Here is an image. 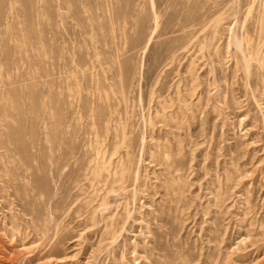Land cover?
<instances>
[{
  "label": "rangeland",
  "instance_id": "1",
  "mask_svg": "<svg viewBox=\"0 0 264 264\" xmlns=\"http://www.w3.org/2000/svg\"><path fill=\"white\" fill-rule=\"evenodd\" d=\"M263 233L264 0H0V264H264Z\"/></svg>",
  "mask_w": 264,
  "mask_h": 264
},
{
  "label": "bare ground",
  "instance_id": "2",
  "mask_svg": "<svg viewBox=\"0 0 264 264\" xmlns=\"http://www.w3.org/2000/svg\"><path fill=\"white\" fill-rule=\"evenodd\" d=\"M236 36V35H235ZM202 48V47H201ZM239 48L240 49H242V44H240V46H239ZM246 51V50H245ZM245 51H243L244 52V58H243V60L245 61L244 63V68H245V72H246V74L249 72V61H251V60H249V58L246 56V52ZM217 53V52H216ZM243 54V53H242ZM193 76V75H192ZM196 76V75H195ZM210 83V82H209ZM199 84V83H198ZM192 85V84H191ZM196 85V84H195ZM195 85H194V87H192L193 89H195L196 87H195ZM177 89H179V87L177 88ZM191 90V89H190ZM178 91V101H181V102H184L182 105H180L179 104V106H176V108H174L175 107V105L174 104H171V105H169L168 103V105L166 104V105H161L162 107V111H163V115L161 114V118L163 119V121L164 122H166V121H168L169 119L170 120H173V122H174V119L176 120V118L178 119V115H177V112H181V113H183L184 115H186L185 114V108H184V106H187L186 105V102L188 103V101H186L184 98H183V96H181V92H180V90H177ZM191 92V91H190ZM195 92H196V90H195ZM189 94V93H188ZM195 94V93H194ZM191 95V94H190ZM192 95H193V93H192ZM193 96H195V95H193ZM195 98V97H194ZM199 99H201V97H199ZM177 100V99H176ZM166 102V101H165ZM171 103H172V101H171ZM180 103V102H179ZM193 107V106H192ZM205 107V106H204ZM188 108V107H187ZM186 108V109H187ZM177 112H176V111ZM187 112H191L192 110H190V111H188V110H186ZM191 113H193V112H191ZM183 114H181V115H183ZM193 116H194V113L192 114ZM191 116V115H190ZM157 117H158V114H157ZM187 117V116H186ZM184 118V117H183ZM168 119V120H167ZM182 120V119H181ZM168 122H170V121H168ZM182 122V121H181ZM181 122L179 123V124H181ZM171 123V122H170ZM175 123H176V121H175ZM178 123V122H177ZM168 124V123H167ZM174 124V123H173ZM178 124V125H179ZM177 125V126H178ZM182 126V125H181ZM180 126V127H181ZM177 128V127H176ZM183 128V127H182ZM178 129H180V128H178ZM164 155H165V158L167 159V158H169V156H168V153L166 154V153H164ZM170 155V154H169ZM162 158V157H161ZM159 159V158H158ZM168 160V159H167ZM162 163V162H161ZM164 163V162H163ZM167 163V162H166ZM170 162L168 161V164H169ZM165 164V163H164ZM172 164V163H171ZM167 166V165H166ZM170 167H172V166H170ZM163 168H165V166L163 167ZM168 168V167H167ZM105 168H102V170H104ZM170 169H172V168H170ZM179 170V169H178ZM178 170H176V171H178ZM99 171H101V170H99ZM109 171V170H108ZM166 171H168V170H166ZM175 172V171H174ZM168 173V172H167ZM102 174V173H101ZM108 174L109 175H111V173H109L108 172ZM115 174H116V172H115ZM170 174V173H169ZM115 176V175H114ZM116 176H117V174H116ZM173 177V176H172ZM228 179V178H227ZM230 179V178H229ZM228 179V180H229ZM120 180V179H119ZM107 181V180H106ZM115 181V180H114ZM168 181V180H167ZM172 181V180H171ZM118 182V181H117ZM226 184H227V182H226ZM229 184V183H228ZM218 188V187H217ZM172 189V188H171ZM115 190V189H114ZM218 192H216V194H217ZM220 194V193H219ZM222 195V194H221ZM225 195V194H224ZM223 195V196H224ZM220 196V195H219ZM219 196H217L216 198H219ZM228 197V196H227ZM225 198V197H224ZM222 200H220V202H221ZM223 202V201H222ZM106 203V202H105ZM219 203V202H218ZM220 207V206H219ZM117 228V227H116ZM120 229V228H119ZM119 229H118V231H119ZM111 231V230H110ZM260 231V230H259ZM112 232V231H111ZM117 232V231H116ZM110 233V232H109ZM258 233V232H257ZM261 233H262V230H261ZM260 233V234H261ZM115 234V233H114ZM264 234V233H263ZM111 235V234H110ZM112 235H113V233H112ZM117 235V234H116ZM113 238V237H112ZM43 259V258H42ZM40 261H41V259H40ZM47 262V261H46ZM42 263V262H41Z\"/></svg>",
  "mask_w": 264,
  "mask_h": 264
}]
</instances>
